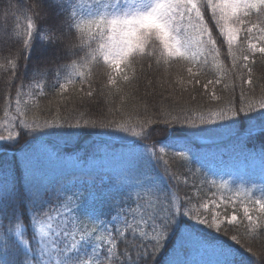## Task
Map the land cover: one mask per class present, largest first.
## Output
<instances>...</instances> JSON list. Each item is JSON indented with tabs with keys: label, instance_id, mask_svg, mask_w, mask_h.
<instances>
[{
	"label": "snow or ice",
	"instance_id": "obj_1",
	"mask_svg": "<svg viewBox=\"0 0 264 264\" xmlns=\"http://www.w3.org/2000/svg\"><path fill=\"white\" fill-rule=\"evenodd\" d=\"M43 7L42 0L25 9L9 4L0 18V44L8 52L0 72L15 93L3 98L0 142L18 143L21 135L42 129H112L131 137L119 136L132 162L99 179L74 173L41 179L29 157L19 192L7 173L0 175V264H178L176 257L187 255L193 242L213 247L218 264H264V195L238 190L235 198L201 201L196 208L178 186L188 185L199 170L189 167L181 179L170 161L188 162L187 153L195 160L199 146L184 143L186 151L169 152L152 140L158 126L196 129L183 135L197 136L218 121L230 122L232 130L242 115L259 113L264 119V95L255 98L245 89L255 84L258 66L264 74V0H67L62 26L43 30L42 40L69 62L34 67L27 83L17 86L21 71H28ZM10 16L15 23L7 31ZM97 68L103 75L99 92ZM50 75L61 101L74 93L81 101L98 94L105 101L118 98L108 111L121 118L87 119L75 108L62 116L57 107L53 118L41 121L36 112H43L40 101ZM203 76L212 78L202 82ZM217 86L233 94L239 87V107L229 100L227 107L205 113L167 102L178 88L189 87L202 88L218 102ZM255 129L252 124L248 135ZM205 183L226 187L206 177ZM193 187L199 193V186ZM193 224L218 234H227L231 226L232 244L202 239Z\"/></svg>",
	"mask_w": 264,
	"mask_h": 264
},
{
	"label": "trees",
	"instance_id": "obj_2",
	"mask_svg": "<svg viewBox=\"0 0 264 264\" xmlns=\"http://www.w3.org/2000/svg\"><path fill=\"white\" fill-rule=\"evenodd\" d=\"M36 0H0V18L5 14V10L9 4H15L20 9L30 7ZM43 12L41 17L37 19L38 31L33 39L32 56L28 62V71H21L20 77L16 79L15 84L18 86L23 80L25 83L30 79L32 69L34 67L48 64L54 67L56 64L68 63L63 56H59L55 49L45 46L42 40L43 30L61 27L62 22V6L67 4V0H42ZM20 15V13H17ZM21 24L25 21L21 17ZM15 23L13 17H9L7 31H11ZM4 21L0 19V28H3ZM68 39H72L66 33ZM78 43V41H77ZM6 46L0 44V61L4 56L8 55L5 50ZM23 64V61H22ZM211 76L201 77L202 82ZM7 74L0 72V108L4 103L6 95L15 96L14 89L5 86ZM103 81L102 69H96V86L99 92L100 84ZM230 83V81H226ZM54 80L52 75L48 78V87L45 89V96L41 98V108L43 112H36L41 121L43 119H51L56 115L57 107L60 108V114L63 116L70 109L75 108L77 112H85L87 119H114L121 118L119 113H109L110 106L119 104L118 98L105 101L99 94L92 100L81 101L73 94V99L61 101L57 96L56 89L53 87ZM248 95L259 98L264 95V74L258 69L255 73V84L251 87L245 86ZM202 88L182 91L179 88L173 96L168 97V103L175 107L189 106L197 112H208L218 108L227 107V102L232 100L239 107L240 89H236L233 94L230 91L222 90L221 86H217V95L221 99L212 101L207 93L202 94ZM140 94H143L141 87ZM167 95V94H166ZM191 95H195V99H191ZM28 99L27 96L24 97ZM159 102V98H157ZM131 109L129 104L125 111ZM143 110L141 109V113ZM3 112L0 110V118ZM32 114H29V119ZM230 122L218 121L214 125L206 126L208 129L197 136H184V132L198 131L196 129H180L175 131L165 129L158 126L153 130L152 140L159 141L157 147L164 146L169 152L184 150L181 145L191 143L196 151L195 160L192 159V153H187L189 161H170L172 170L181 176L187 174L190 167L199 170L198 175L193 178L188 185L181 183L178 186V193L182 197L192 198V206L199 207L201 201L217 199L219 197L235 198V194L239 190L241 194L251 192L254 197L264 195V157L261 151L264 150V131L260 129L264 127V119L259 113H250L248 117L237 118L235 127L230 130L228 124ZM255 124L254 133L249 136V127ZM71 133H76L72 135ZM119 136L128 137L125 133L114 132L112 129L104 128H87V129H69V128H51L42 129L36 133L29 135H21L18 143L0 142V175L7 173L14 181L16 190L19 192L23 185L24 166L26 158H31L37 166V176L41 179H49L62 177L68 173H74L77 177L93 175L99 179L100 176L107 177L108 174L114 173L120 168L130 164L132 161L126 154V149L122 146L123 140ZM211 138L212 140L208 139ZM151 142V141H149ZM243 143L244 150L241 149ZM115 146L110 149H104V145ZM59 153V157H56ZM222 162L223 166L216 169V165ZM226 164V166H224ZM78 165V167H77ZM215 180L217 184L226 182V187L217 189L208 184H201L203 178ZM68 179H72L68 175ZM61 180L54 185V189L58 188ZM193 185L200 188L199 193L196 192ZM201 211H203L201 209ZM220 212L226 211L224 208L219 209ZM231 211V209H227ZM193 227L198 230L197 234L202 238L215 242L218 238L228 244H232L229 236L233 234L231 226L227 234H218L214 230H210L202 225ZM243 235V226L239 229ZM31 232L29 231V236ZM175 241L173 240V244ZM188 253L179 254L176 257L178 264H218L220 257L211 246H202L195 242L188 246ZM239 247V246H235ZM171 250V245L169 251ZM243 251V249H241ZM247 255V253H244ZM164 258L161 257L162 261ZM159 264V262H158Z\"/></svg>",
	"mask_w": 264,
	"mask_h": 264
},
{
	"label": "rangeland",
	"instance_id": "obj_3",
	"mask_svg": "<svg viewBox=\"0 0 264 264\" xmlns=\"http://www.w3.org/2000/svg\"><path fill=\"white\" fill-rule=\"evenodd\" d=\"M208 139H209V140H212V139L209 138V137H208ZM222 166H223V164H222V162H220V163H218V164L216 165V169L218 170V169H220V167H222ZM224 166H226V164H225ZM220 198H221V197H219L218 200H219Z\"/></svg>",
	"mask_w": 264,
	"mask_h": 264
}]
</instances>
